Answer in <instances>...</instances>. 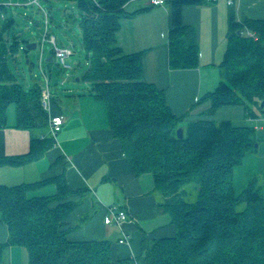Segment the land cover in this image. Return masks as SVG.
<instances>
[{
    "label": "trees",
    "instance_id": "1",
    "mask_svg": "<svg viewBox=\"0 0 264 264\" xmlns=\"http://www.w3.org/2000/svg\"><path fill=\"white\" fill-rule=\"evenodd\" d=\"M76 1L84 13L83 46L90 60L83 80L92 83L93 97L106 104L110 128L135 173L153 175L160 205L177 227L174 237L143 241L146 263L264 264L262 186L252 178L241 193L235 190L236 168L259 146L257 128L213 120L184 125V117L172 111L165 91L144 80L142 52L124 54L117 45L121 19L134 15L125 10L128 0ZM208 1H171V68L199 65L197 33L183 23L182 14L185 6ZM14 25L9 18L4 29ZM19 39L15 36L10 45L3 41L0 46V128L8 126V108L15 105L16 127L31 131L32 151L2 158L0 165H24L55 145L49 135V116L40 105L41 88L35 84L26 90L10 68L9 58L21 48ZM220 69L219 85L205 96L212 102L209 112L241 105L247 119L255 121L264 113V20L241 22L231 10L228 48ZM51 183L57 187L55 194L30 196ZM71 193L63 175L0 186V222L9 230L8 242L0 244V264H7L11 245L25 247L31 264H122L112 256L109 239L68 240L65 220L75 208L66 201ZM86 221L82 218L78 226Z\"/></svg>",
    "mask_w": 264,
    "mask_h": 264
},
{
    "label": "crops",
    "instance_id": "2",
    "mask_svg": "<svg viewBox=\"0 0 264 264\" xmlns=\"http://www.w3.org/2000/svg\"><path fill=\"white\" fill-rule=\"evenodd\" d=\"M171 1L154 5L149 0H128L125 10L134 15L121 19L117 45L124 54L142 52L144 80L165 91L172 111L184 117V125L200 120L235 124L246 120L245 108L241 105L224 106L210 113L212 102L205 96L221 81L220 67L228 48L231 10L241 22L264 20V0H232V4L229 0H211L185 6L183 23L195 28L200 48V63L191 69L170 66ZM27 6L25 0H0V46L3 41L10 45L17 36V10ZM9 18L15 20V25L5 30ZM47 61H56L54 52ZM67 88L58 101L52 93V115L66 117L58 143L32 162L20 166L0 165V186L32 184L63 175L72 191L66 201L75 206L65 220V228H70L68 240L109 239L113 242L112 256L122 264H147L143 241L174 237L177 227L173 217L160 205L153 175L135 173L121 141L110 128L106 104L93 97L92 83L86 81L85 85ZM256 128L264 129V125L256 124ZM31 151L32 133L16 127V107L11 105L8 126L0 128V159L27 155ZM56 192V185L51 183L35 189L30 196H49ZM111 206L126 210L129 220L121 226L105 224ZM84 217L87 221L78 226ZM125 235L129 236V243L122 244L120 239ZM8 238V227L0 222V244L7 243ZM6 260L7 264H31L28 250L17 245L9 246Z\"/></svg>",
    "mask_w": 264,
    "mask_h": 264
},
{
    "label": "rangeland",
    "instance_id": "3",
    "mask_svg": "<svg viewBox=\"0 0 264 264\" xmlns=\"http://www.w3.org/2000/svg\"><path fill=\"white\" fill-rule=\"evenodd\" d=\"M41 5L49 13V29L57 37L58 45L72 47L74 51V54L67 60L71 68L64 69L56 64L57 61H47L53 53L52 44L48 40L44 41L46 16L36 5L19 7L17 10L18 20L15 32L20 39L25 41H20V51L14 57L9 58V65L18 82L26 90L35 84L44 85V72L49 78L51 92L58 101L60 94L68 89V86L86 84L82 78L89 69L90 60L83 46L81 23L84 13L76 0H52L51 2L43 0ZM32 43L37 44L36 49L25 50L28 44ZM41 56L42 70L40 68ZM236 124H251L255 127L256 124L264 125V113L260 112L255 121L244 119ZM257 139L259 146L256 152L249 155L235 170V190L238 194L247 187L252 178L258 179L264 194V129H257ZM189 199L192 200L193 197Z\"/></svg>",
    "mask_w": 264,
    "mask_h": 264
},
{
    "label": "built area",
    "instance_id": "4",
    "mask_svg": "<svg viewBox=\"0 0 264 264\" xmlns=\"http://www.w3.org/2000/svg\"><path fill=\"white\" fill-rule=\"evenodd\" d=\"M41 1L43 0H25L27 5H36L38 6L46 16V33L44 41L48 40L52 44V50L54 52L56 61L58 65H61L62 68L68 69L71 66L67 63V60L74 54L72 47L68 46H60L57 42V37L51 33L49 29V13L43 9L41 5ZM47 2H51L52 0H45ZM151 4L154 5H164L167 0H149ZM229 4H232V0L228 1ZM40 68L42 70V56L40 59ZM45 84L42 85L41 88V97H40V105L41 108L48 114L49 116V135L54 139L55 144L58 143V135L64 126L66 121V117L62 114L52 115V92L50 88L49 78L43 72ZM250 120L254 121V118H250ZM129 220L128 213L126 210L117 208L116 206H111L107 210V215L105 216L104 222L108 225L121 226L124 222ZM120 243L125 244L129 243V236L125 235L122 239H120Z\"/></svg>",
    "mask_w": 264,
    "mask_h": 264
},
{
    "label": "water",
    "instance_id": "5",
    "mask_svg": "<svg viewBox=\"0 0 264 264\" xmlns=\"http://www.w3.org/2000/svg\"><path fill=\"white\" fill-rule=\"evenodd\" d=\"M37 44L36 43H32V44H28V46L26 47L27 50H32V49H36ZM29 63V61H28ZM262 107H264V102L262 103ZM178 136L179 138H183L184 137V128L181 127L178 129Z\"/></svg>",
    "mask_w": 264,
    "mask_h": 264
}]
</instances>
